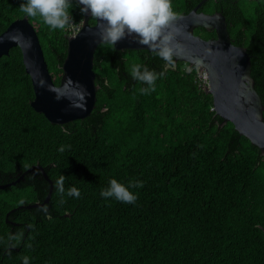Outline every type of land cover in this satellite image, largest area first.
<instances>
[{"label":"trees","instance_id":"obj_1","mask_svg":"<svg viewBox=\"0 0 264 264\" xmlns=\"http://www.w3.org/2000/svg\"><path fill=\"white\" fill-rule=\"evenodd\" d=\"M201 1L171 0V7L178 16ZM25 3L0 0V34L26 15ZM68 3L64 29L28 16L56 84L70 21L84 17L77 0ZM199 11L226 16L233 43L251 55L264 103V0H207ZM195 33L216 36L204 27ZM134 65L157 74L154 90L142 91L149 85L132 77ZM94 70L91 115L56 124L31 104L21 48L0 58V185H7L0 187V264L24 257L29 264H264V154L216 114L197 69L107 42L95 52ZM36 165L53 181L50 201L8 215L45 200L50 183ZM111 179L142 181L130 189L135 203L102 197ZM71 187L78 198L67 194Z\"/></svg>","mask_w":264,"mask_h":264},{"label":"water","instance_id":"obj_2","mask_svg":"<svg viewBox=\"0 0 264 264\" xmlns=\"http://www.w3.org/2000/svg\"><path fill=\"white\" fill-rule=\"evenodd\" d=\"M77 1L80 4V0ZM205 1L202 0L190 12L176 16L168 29L173 34L170 46L175 62H188V69L195 67L200 75L206 72L208 84L205 89L213 96L216 114L223 118L224 123L232 122L235 129L248 137L264 154V103L251 74V55L246 47L233 43L226 16L222 12L199 11ZM91 17L90 13H84L81 28L68 37L60 84L53 79L38 33L27 15L11 22L0 34V58L8 55L12 47L21 48L26 72L31 76L35 91L31 104L52 123L65 124L83 119L91 115L96 106L99 85L94 70L95 52L99 44L109 41L102 38L103 22L96 18V23L92 24ZM197 27L215 30L216 37L206 39L196 34ZM138 39L134 34H126L125 38L113 45L116 50L152 51L138 43ZM36 166L50 183L45 200L21 204L8 215L19 208L41 207L50 201L53 181L43 166ZM6 186L0 185L1 188ZM6 220L19 225L9 218Z\"/></svg>","mask_w":264,"mask_h":264},{"label":"clouds","instance_id":"obj_3","mask_svg":"<svg viewBox=\"0 0 264 264\" xmlns=\"http://www.w3.org/2000/svg\"><path fill=\"white\" fill-rule=\"evenodd\" d=\"M80 4L83 6L81 8L83 13H90L103 22L102 38L110 43L116 44L125 38L126 34H134L139 38L138 43L148 46L165 61L169 63L172 61L173 49L170 41L173 34L168 29L176 14L172 10L171 0H80ZM68 7V0H26V3L21 5V11L29 17H41L52 29H64L69 23ZM141 67L134 65L131 75L134 79L149 85V88L142 89L148 93L154 90L157 74L146 66L141 71ZM65 132L68 134L67 130ZM142 186V181H129L126 186L117 179H111L109 186L102 189L101 196L113 197L125 203H135L137 196L130 189ZM58 190L64 192L63 178L59 182ZM67 194L78 198L80 191L76 187H71ZM23 264H29L27 257H24Z\"/></svg>","mask_w":264,"mask_h":264},{"label":"built area","instance_id":"obj_4","mask_svg":"<svg viewBox=\"0 0 264 264\" xmlns=\"http://www.w3.org/2000/svg\"><path fill=\"white\" fill-rule=\"evenodd\" d=\"M81 26H82V22L76 23L74 20H71L69 25L70 35L76 34V32L81 28ZM200 77L204 80L205 85H207L208 81H207L206 73L201 74Z\"/></svg>","mask_w":264,"mask_h":264},{"label":"flooded vegetation","instance_id":"obj_5","mask_svg":"<svg viewBox=\"0 0 264 264\" xmlns=\"http://www.w3.org/2000/svg\"><path fill=\"white\" fill-rule=\"evenodd\" d=\"M206 2V1H205ZM206 13H214V12H206ZM95 20H96V18H95ZM96 23V21L94 22V23H92V24H95ZM216 37V36H215ZM215 37H212V38H215Z\"/></svg>","mask_w":264,"mask_h":264}]
</instances>
